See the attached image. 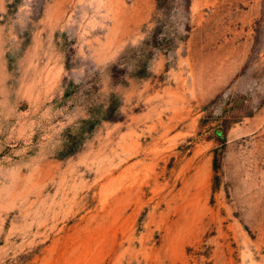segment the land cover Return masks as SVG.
<instances>
[{
    "label": "rangeland",
    "instance_id": "374dc122",
    "mask_svg": "<svg viewBox=\"0 0 264 264\" xmlns=\"http://www.w3.org/2000/svg\"><path fill=\"white\" fill-rule=\"evenodd\" d=\"M0 264H264V0H0Z\"/></svg>",
    "mask_w": 264,
    "mask_h": 264
}]
</instances>
